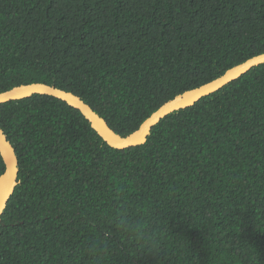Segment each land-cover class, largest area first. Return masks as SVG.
<instances>
[{
    "label": "trees",
    "instance_id": "16d2710c",
    "mask_svg": "<svg viewBox=\"0 0 264 264\" xmlns=\"http://www.w3.org/2000/svg\"><path fill=\"white\" fill-rule=\"evenodd\" d=\"M263 53L264 0H0V93L71 92L122 137ZM0 129L18 169L0 264H264V63L142 145L41 94L0 104Z\"/></svg>",
    "mask_w": 264,
    "mask_h": 264
},
{
    "label": "water",
    "instance_id": "95a60500",
    "mask_svg": "<svg viewBox=\"0 0 264 264\" xmlns=\"http://www.w3.org/2000/svg\"><path fill=\"white\" fill-rule=\"evenodd\" d=\"M264 63V53L254 56L241 64L228 69L220 77L205 83L197 88L185 91L175 96L170 101L161 105L155 112L146 118L141 125L129 135L122 137L116 134L107 123L99 117L87 104L78 96L71 92L55 88L42 83H32L13 87L10 90L0 93V104L27 98L33 94L48 95L65 102L70 107L77 109L90 123V126L97 134L111 147L125 149L142 145L146 142L153 126H155L164 116L179 109L192 106L200 98L209 95L222 88L229 82L245 74L252 67ZM0 156L4 163V171L0 175V222L1 215L8 200L17 185V160L14 156L12 146L7 142L0 129Z\"/></svg>",
    "mask_w": 264,
    "mask_h": 264
}]
</instances>
